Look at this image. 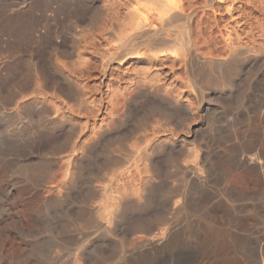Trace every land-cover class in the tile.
<instances>
[{"label":"rangeland","instance_id":"1","mask_svg":"<svg viewBox=\"0 0 264 264\" xmlns=\"http://www.w3.org/2000/svg\"><path fill=\"white\" fill-rule=\"evenodd\" d=\"M0 264H264V0H0Z\"/></svg>","mask_w":264,"mask_h":264},{"label":"bare ground","instance_id":"2","mask_svg":"<svg viewBox=\"0 0 264 264\" xmlns=\"http://www.w3.org/2000/svg\"><path fill=\"white\" fill-rule=\"evenodd\" d=\"M157 1H159V0H157ZM174 3V2H173ZM161 4H162V6H161ZM160 10L159 11H157L158 13L155 15V16H157L156 18H158L160 21H161V25L163 26L164 24H167V23H169V19L170 18H172L173 17V10H174V7H172L171 5H169V4H165V3H160ZM179 9H180V7H179ZM175 13V12H174ZM177 13V12H176ZM171 14H172V17H171ZM137 16V15H136ZM150 16V15H149ZM149 16H147L148 18H151V16L149 17ZM179 16V15H178ZM146 17V16H145ZM154 17V16H153ZM152 17V18H153ZM137 18V17H136ZM156 18L155 19H153V20H156ZM174 19V18H173ZM152 20V21H153ZM150 21H151V19H150ZM150 23V22H149ZM149 23L147 22V20H145V19H138L135 23H134V27L136 28V31H137V35H139L140 37H143V31L145 30L146 31V27H149L150 25H149ZM151 23H154V22H151ZM158 24H160V22L158 23ZM161 26V27H162ZM149 33V32H148ZM162 41H163V39H162ZM184 43L186 44V45H184V46H189V41L187 40V38L184 36ZM155 42V41H154ZM168 42V41H167ZM150 43V42H149ZM148 43V44H149ZM160 43V42H159ZM147 44V45H148ZM161 44V43H160ZM163 44V43H162ZM149 45H151L150 46V48L152 47V45H154L153 43H151V44H149ZM159 45V44H158ZM167 45H168V43H167ZM160 46V45H159ZM166 46V45H165ZM165 46H163V47H165ZM154 47V46H153ZM157 47V46H156ZM186 50V49H185ZM186 52V51H185ZM154 57V56H153ZM192 58V57H191ZM154 59H156V57H154ZM160 59V58H159ZM152 60H153V58H152ZM213 62V61H212ZM211 65V64H210ZM213 65V64H212ZM211 65V66H212ZM219 65H221V63H219Z\"/></svg>","mask_w":264,"mask_h":264}]
</instances>
